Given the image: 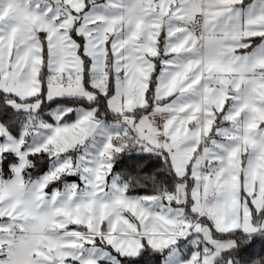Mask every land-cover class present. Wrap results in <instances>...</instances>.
<instances>
[{
	"label": "snow or ice",
	"instance_id": "6c2138e0",
	"mask_svg": "<svg viewBox=\"0 0 264 264\" xmlns=\"http://www.w3.org/2000/svg\"><path fill=\"white\" fill-rule=\"evenodd\" d=\"M0 264H264V0H0Z\"/></svg>",
	"mask_w": 264,
	"mask_h": 264
},
{
	"label": "trees",
	"instance_id": "16d2710c",
	"mask_svg": "<svg viewBox=\"0 0 264 264\" xmlns=\"http://www.w3.org/2000/svg\"><path fill=\"white\" fill-rule=\"evenodd\" d=\"M133 164V161L131 160H123L122 162H119L116 166V171H123L127 168H129ZM140 193H143L145 190L144 189H138L137 190Z\"/></svg>",
	"mask_w": 264,
	"mask_h": 264
}]
</instances>
